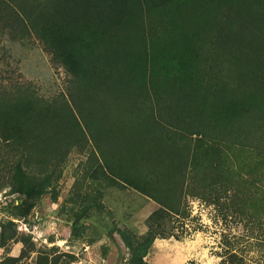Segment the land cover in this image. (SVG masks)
I'll return each mask as SVG.
<instances>
[{
  "label": "trees",
  "instance_id": "16d2710c",
  "mask_svg": "<svg viewBox=\"0 0 264 264\" xmlns=\"http://www.w3.org/2000/svg\"><path fill=\"white\" fill-rule=\"evenodd\" d=\"M234 1L0 0L2 27H30L72 82L69 98L56 104L0 83V139L27 165L17 160L10 180L12 192L24 196L18 214L52 183V172L38 176L31 166L56 167L70 147L90 139L102 173L160 203L143 241L120 231L129 232V264H149L156 237L173 236L162 235L163 216L189 215L176 189L196 150L189 136L236 131L242 122L253 123L264 141V0ZM225 9L236 14L233 21L221 18ZM228 22L253 36L236 32L230 40ZM217 30L225 32L215 43ZM247 40L259 47L243 49ZM15 225L1 223L0 246L14 238Z\"/></svg>",
  "mask_w": 264,
  "mask_h": 264
},
{
  "label": "rangeland",
  "instance_id": "374dc122",
  "mask_svg": "<svg viewBox=\"0 0 264 264\" xmlns=\"http://www.w3.org/2000/svg\"><path fill=\"white\" fill-rule=\"evenodd\" d=\"M228 10L221 18L226 15L233 21L236 14ZM2 25L0 20V83L12 92L28 88L54 104L69 98L68 73L53 63L35 32L30 27L20 30L18 24ZM228 27L230 40L236 32L253 36L239 24L228 22ZM224 32L216 31L215 43L222 41ZM240 45L246 50L259 47L248 40ZM252 125L240 122L234 126L236 131L189 136L196 150L189 153L182 189L176 188L189 215L163 216L161 233L173 236L156 237L145 256L149 264H219L223 260L264 264V141L259 142ZM263 133L259 131L260 136ZM98 153L95 143L84 139L70 147L56 167L33 164L38 176L52 172V183L21 215L16 205L24 196L12 192L10 180L17 160L24 167L26 161L20 151L0 139V225L13 220L17 229L10 232L14 238L0 246V264H129L130 239L124 237L132 232L143 241L149 231L148 217L160 203L102 173ZM36 156L47 158L41 153ZM50 157L52 162L58 160L55 154ZM193 197L213 207L211 224L190 216L188 201ZM121 230L129 232L124 236Z\"/></svg>",
  "mask_w": 264,
  "mask_h": 264
},
{
  "label": "built area",
  "instance_id": "2783aa9c",
  "mask_svg": "<svg viewBox=\"0 0 264 264\" xmlns=\"http://www.w3.org/2000/svg\"><path fill=\"white\" fill-rule=\"evenodd\" d=\"M190 216L197 219L200 223L211 224V216L214 214V209L211 205L204 202L202 199L193 197L189 201Z\"/></svg>",
  "mask_w": 264,
  "mask_h": 264
}]
</instances>
